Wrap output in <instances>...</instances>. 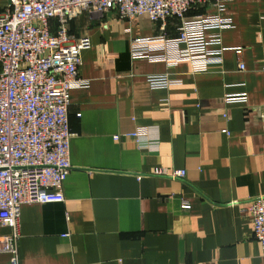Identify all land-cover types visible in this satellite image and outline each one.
Listing matches in <instances>:
<instances>
[{
	"label": "crops",
	"instance_id": "crops-1",
	"mask_svg": "<svg viewBox=\"0 0 264 264\" xmlns=\"http://www.w3.org/2000/svg\"><path fill=\"white\" fill-rule=\"evenodd\" d=\"M226 15L222 60L198 74L185 60L133 57L131 38L158 30L147 15L72 20L91 46L79 69L87 83L70 94L66 199L22 205L19 264H264L248 209L264 195V0H233ZM152 74L173 83L153 88ZM137 128L141 140L126 136Z\"/></svg>",
	"mask_w": 264,
	"mask_h": 264
},
{
	"label": "built area",
	"instance_id": "built-area-1",
	"mask_svg": "<svg viewBox=\"0 0 264 264\" xmlns=\"http://www.w3.org/2000/svg\"><path fill=\"white\" fill-rule=\"evenodd\" d=\"M233 0H8L0 12V253L19 264L21 208L24 204L65 201L64 184L72 169L69 107L71 91L87 83L79 75L88 36L70 33L83 13L115 11L128 21L147 15L155 34L131 38L135 58L188 61L192 73H205L221 62L226 49L222 31L233 26L226 15ZM203 13L189 15L191 10ZM175 23V35L169 33ZM127 31H131L130 28ZM180 46H183L180 48ZM238 68L245 70L244 50L237 47ZM153 88H169L168 74L149 75ZM81 116V113L77 114ZM229 133L227 129L222 130ZM146 128L126 133L141 140ZM115 139H121L120 134ZM156 174L184 178L185 169L157 168ZM182 207L190 203L183 199ZM253 233L264 256V195L249 201Z\"/></svg>",
	"mask_w": 264,
	"mask_h": 264
},
{
	"label": "trees",
	"instance_id": "trees-1",
	"mask_svg": "<svg viewBox=\"0 0 264 264\" xmlns=\"http://www.w3.org/2000/svg\"><path fill=\"white\" fill-rule=\"evenodd\" d=\"M204 12V10H191L190 12H189V15H194V14H199V13H203Z\"/></svg>",
	"mask_w": 264,
	"mask_h": 264
}]
</instances>
